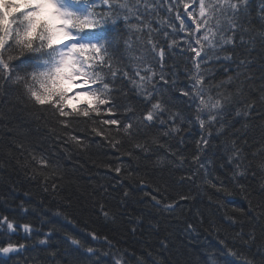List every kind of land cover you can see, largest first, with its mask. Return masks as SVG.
<instances>
[{
	"label": "snow or ice",
	"instance_id": "1",
	"mask_svg": "<svg viewBox=\"0 0 264 264\" xmlns=\"http://www.w3.org/2000/svg\"><path fill=\"white\" fill-rule=\"evenodd\" d=\"M249 3L250 0H0V97L14 93L13 107L23 104L38 119L51 125L52 134L66 147L69 143L83 146L86 141L95 142L89 141L87 135L75 134L74 129L70 131L73 124L83 123L90 125L87 131L113 148L125 141L133 144L127 153L129 157L140 158L142 153L143 159L151 161L155 155L154 168L179 155L172 151L170 141L180 136L183 143L181 134L191 133L198 124L199 139L192 153L193 163L198 167L190 169L186 179L194 182L200 169L207 178L210 173L201 153L214 135L229 136L228 130L235 129L239 118L247 121L254 110L241 86L244 82L237 84L244 75L240 69L247 67L248 61L238 59L236 50H247L257 40L264 47V24L260 32L252 35ZM150 4L151 11L168 6L163 23L170 31L153 28L148 20ZM259 13L264 21V0ZM161 31L166 47L157 38ZM169 53L191 61V66L181 61L187 83L180 80L179 64L175 60L169 64L172 59ZM233 63L235 69L229 66ZM217 64L225 79L213 84L210 81L215 80L216 72L209 66ZM233 87L236 90L229 91ZM81 95L87 99L75 105L69 103ZM176 100L182 103H174ZM261 128L264 130V125ZM57 129L67 133V138L60 136ZM153 129L156 131L149 142L146 138ZM246 139V128L243 132L236 129L230 134V146L228 140L225 142L228 159L221 167L232 168L233 177L241 169L255 175L253 161L245 155L244 144L240 142ZM54 159L45 152L33 153L31 163L38 172L52 168L55 173L59 171V162ZM257 167L264 172V159ZM114 171L119 175L122 167L117 166ZM44 182L47 183V177ZM209 182L218 194L225 193L221 206L228 203L231 197L228 186L224 182L218 185ZM153 191L159 192V188ZM151 201L153 207L159 208L161 199L156 194H151ZM175 207V203H169L164 210ZM258 208L260 211L254 218L257 220L264 217V202ZM252 212L250 208L247 214L251 216ZM104 214L107 217L108 213ZM20 229L27 234L34 230L30 222L18 223L7 215L0 217V237H8L7 241L0 239L3 257L0 264H8L13 256L20 255L21 249L26 250L23 243L11 239ZM89 235L92 241L99 239L94 232ZM67 239L75 251L85 243L71 236ZM104 239L107 241V237ZM256 239L253 230L245 244ZM220 244L224 264H253L248 259L228 260L227 257L239 253L231 248L225 252L228 247L225 241ZM96 255L90 246L80 253L89 259ZM115 264L123 262L117 258Z\"/></svg>",
	"mask_w": 264,
	"mask_h": 264
},
{
	"label": "trees",
	"instance_id": "2",
	"mask_svg": "<svg viewBox=\"0 0 264 264\" xmlns=\"http://www.w3.org/2000/svg\"><path fill=\"white\" fill-rule=\"evenodd\" d=\"M261 3L262 0H250L249 3L252 35L260 32V26L264 24L259 13ZM167 7L165 4L151 11L150 4L148 20L153 28L170 31L163 23L168 16ZM157 38L167 46L162 31ZM236 53L238 59L248 61V66L240 69L244 75L237 84L244 82L241 86L254 110L247 121L239 118L235 129L228 130L229 136L214 135L201 153L210 176L205 178L204 170L200 169L194 182L186 177L190 169L194 171L198 167L192 159L195 141L199 139L198 124L191 133L181 134L183 143L180 136L170 141L174 146L172 151L179 155L154 168L155 155L151 161L143 159L142 153L140 158L129 157L127 153L133 149V144L125 141L122 146L113 148L87 131L90 125L83 123L73 124L70 131L74 129L75 134L87 135L89 141L95 142L86 141L83 146L69 143L66 147L52 134L51 125L38 119L23 104L17 103L13 107L14 93L0 97V217L7 215L18 223L30 222L34 229L31 234L20 229L11 236L13 242L23 243L26 250L21 249L20 255L13 256L8 264H76L77 260L79 264L96 261L98 264H115L117 258L123 264H224L225 257L219 253L222 240L228 246L225 252L231 248L239 253L227 257L228 260L248 259L253 264H264V217L254 219L260 211L258 205L264 202V192H261L264 172L257 167L264 159V130L261 128L264 125V92L261 91L264 89V47L257 40L250 43L247 50L237 49ZM169 55L172 56L169 64L173 60L179 64L180 80L187 83L181 61L189 66L191 61L175 53ZM229 66L236 68L235 63ZM209 67L216 72L211 83L225 79L219 64ZM235 90L234 87L229 89ZM174 103L181 104L182 101ZM245 128L246 142H240L244 144L245 155L253 161L255 175L241 169L233 177L232 168L221 167L228 159L225 142L228 140L230 146V134L236 129L243 132ZM155 131L153 129L146 138L149 142ZM57 132L67 138V133L58 129ZM39 152L54 156V162H59V171L53 173L52 168L36 171L31 160L33 153ZM256 152L261 154L253 157ZM117 166L122 167L119 175L114 171ZM46 177L47 183L44 182ZM209 181H215L217 185L224 182L228 186L231 192L228 203L221 206V197L225 193L218 194ZM157 187L159 192L154 193ZM151 194L161 199L159 208L152 206ZM169 203H175L177 207L165 211ZM250 208L253 209L251 216L247 214ZM253 230L256 241L245 244L247 235ZM93 232L99 236L96 241L89 235ZM69 236L85 241L84 246L75 251L67 239ZM0 239L7 241L8 237ZM42 240L46 243L41 244ZM89 246L97 255L90 259L81 257L80 253Z\"/></svg>",
	"mask_w": 264,
	"mask_h": 264
},
{
	"label": "rangeland",
	"instance_id": "3",
	"mask_svg": "<svg viewBox=\"0 0 264 264\" xmlns=\"http://www.w3.org/2000/svg\"><path fill=\"white\" fill-rule=\"evenodd\" d=\"M70 87H72V86L70 85ZM83 97H85V96L81 95L76 100H70L69 103L72 105H75L81 101L80 99H87V97H85V98H83ZM5 230H6V226H5Z\"/></svg>",
	"mask_w": 264,
	"mask_h": 264
}]
</instances>
